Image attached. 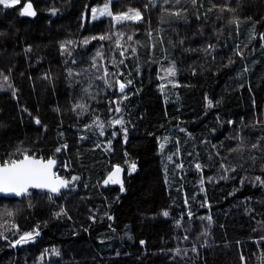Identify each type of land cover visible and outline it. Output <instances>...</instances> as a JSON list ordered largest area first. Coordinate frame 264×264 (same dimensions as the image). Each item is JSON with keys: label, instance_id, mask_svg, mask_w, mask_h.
<instances>
[{"label": "trees", "instance_id": "16d2710c", "mask_svg": "<svg viewBox=\"0 0 264 264\" xmlns=\"http://www.w3.org/2000/svg\"><path fill=\"white\" fill-rule=\"evenodd\" d=\"M32 1L0 5V164L54 157L70 186L0 196V264H264V0Z\"/></svg>", "mask_w": 264, "mask_h": 264}, {"label": "snow or ice", "instance_id": "6c2138e0", "mask_svg": "<svg viewBox=\"0 0 264 264\" xmlns=\"http://www.w3.org/2000/svg\"><path fill=\"white\" fill-rule=\"evenodd\" d=\"M196 0H193V3H195ZM20 0H0V5H3L4 7H13L16 4H19ZM55 12V10H53ZM93 18H97V9H92ZM131 13V14H129ZM21 15L26 16H35L36 12L33 10V6L28 0H25V7L21 11ZM99 15H108L113 16V13L108 10V5H105L103 9L99 10ZM117 22L127 21V20H138L141 18V14L138 10H132L130 9L129 12L122 13L120 15H116L113 17ZM107 37H100V39H106ZM95 39V37H93ZM130 39V37H129ZM88 41H84V43H87ZM69 44L72 43L71 41L68 42ZM62 48L64 45L61 46ZM212 47L211 45L209 46ZM239 54V53H238ZM123 63V61H121ZM166 73L169 76L175 75V68L170 67L166 69ZM71 74V71L70 73ZM7 79V77H5ZM128 83H131L129 81ZM125 88L124 83H120L119 89L121 92H123ZM208 106L212 107V102L208 101ZM77 107L83 108L84 105H78ZM117 111H119V108H117ZM36 123L39 124L40 120L37 119ZM114 123L116 124H122V120L117 119ZM229 123H232L231 121ZM126 132V129H125ZM257 145H253V147H256ZM62 147L66 148L67 145H63ZM161 148H163V144L161 145ZM61 148H57L56 152H60ZM178 154V152L176 153ZM169 160L172 159L171 156L168 157ZM56 161L54 159H48L47 161L43 159H37L34 156H30L25 151L20 158L13 159L10 158L9 160L5 161L4 163L0 164V192L2 193H15L17 195H24L28 193V190L30 188H39V189H47L51 193H60L62 188H68L70 186V182L68 180L62 179L53 173L52 169L55 166ZM131 170L134 171L136 168L135 163H132L130 165ZM177 167H183L182 164L177 165ZM197 170L202 171V166L197 163L195 165ZM121 169L117 166L116 170L112 172L108 180H105V184H107L109 181L112 183H121V181L118 178V174L120 173ZM78 177H73L72 180H76ZM222 179H227V177H222ZM260 181V183L264 184V180H260L259 177L256 178ZM123 190V189H122ZM65 214L66 212L61 210V213H57V216L61 214ZM11 215V213H9ZM164 216H168L169 213L165 211L163 213ZM209 221L211 220V217H208ZM14 229L18 230V226L15 224L12 225ZM40 234L39 232V225L36 226V228L33 231L24 232L23 235L20 236V238L15 242L16 244L21 243H27L29 241H32L35 239L36 236ZM0 236H3V233H0ZM7 239V237H4ZM141 243H144L141 241ZM56 252L57 255H59V252L57 250H53ZM179 251V250H177Z\"/></svg>", "mask_w": 264, "mask_h": 264}, {"label": "rangeland", "instance_id": "374dc122", "mask_svg": "<svg viewBox=\"0 0 264 264\" xmlns=\"http://www.w3.org/2000/svg\"><path fill=\"white\" fill-rule=\"evenodd\" d=\"M112 1L113 0H108V1H106L104 3H102V4L94 5L92 7V9H97V14H96L97 15V18H95V19L93 18V13H92V9H91V13H90V16H89L90 20L91 21H96V20H99L101 18L108 17V15H103V16H100L99 15V10L100 9H103L105 7V5H108V10L113 13V17L116 16V15H120L122 13L129 12V10H127V11H124V12L115 14L113 12V10H112ZM20 4L23 5L24 2L22 0H20V3L14 5V6H18ZM22 9H23V7H22ZM132 10H138L140 12V14H141V18L138 19V20H127V21H140L142 19V13H141L140 9L133 8ZM129 14H131V13H129ZM222 250L223 251H222V254H221V257H220V262L222 264H242V260H241L240 255H239V251L233 245H230L229 246V248H228L229 251H224V249H222ZM86 264H93V263H91V262L88 261V262H86Z\"/></svg>", "mask_w": 264, "mask_h": 264}, {"label": "water", "instance_id": "95a60500", "mask_svg": "<svg viewBox=\"0 0 264 264\" xmlns=\"http://www.w3.org/2000/svg\"><path fill=\"white\" fill-rule=\"evenodd\" d=\"M28 2H30L31 4H32V6H33V10L36 12V14H37V8H36V6H35V3L33 2V1H28ZM25 7V3H24V5H23V8ZM87 19V16L85 17V20ZM127 88V85L125 84V88H124V90ZM123 90V91H124ZM126 129V132L128 131V128H125ZM125 129L124 130H122V132H124L125 131ZM128 137H129V134H127L126 135V144H127V139H128ZM30 156H34L35 158H37V159H43V158H41V157H37V156H35V155H33V154H29ZM49 159H54L55 161H56V164H55V166L53 167V169H52V171H53V173H55V175L56 176H58V177H60V178H62V179H65V180H68V179H66L64 176H62V175H60V174H56V171H57V169H58V159L57 158H54V157H52V158H49ZM43 160H45V161H47L48 159H43ZM136 165V168H135V170H134V173H136V171H137V167H138V165H137V163L135 164ZM120 169H121V171H120V173L118 174V178H119V180L121 181V183H112L111 181H110V185L111 186H115V187H121L123 190H122V193H123V191H124V185H125V182H126V180H125V175H126V172H127V170H126V168H125V166H123V165H117ZM116 166V167H117ZM116 167L110 172V174L112 173V172H114L115 170H116ZM109 174V175H110ZM109 177V176H108ZM67 188H62L61 189V191H60V193L62 192V191H65ZM31 190H42V191H46V192H49L47 189H39V188H30L29 190H28V192L29 191H31ZM49 193H51V192H49ZM60 193H52V194H60ZM24 195H26V194H24ZM24 195H17V194H15V193H2V192H0V196H4V197H15V198H22ZM22 244V243H21ZM21 244H16V246H20Z\"/></svg>", "mask_w": 264, "mask_h": 264}, {"label": "bare ground", "instance_id": "6f19581e", "mask_svg": "<svg viewBox=\"0 0 264 264\" xmlns=\"http://www.w3.org/2000/svg\"><path fill=\"white\" fill-rule=\"evenodd\" d=\"M111 17H112V16H111ZM123 133H124V135H125L124 138H125V140H126L127 132L124 131ZM109 174H110V173H109ZM68 188H69V187H68ZM68 188H67V189H68ZM62 192H63V191H62Z\"/></svg>", "mask_w": 264, "mask_h": 264}]
</instances>
